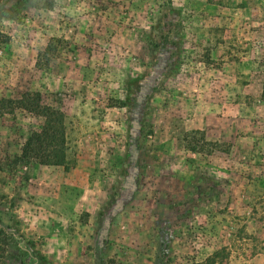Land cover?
<instances>
[{
  "label": "rangeland",
  "instance_id": "374dc122",
  "mask_svg": "<svg viewBox=\"0 0 264 264\" xmlns=\"http://www.w3.org/2000/svg\"><path fill=\"white\" fill-rule=\"evenodd\" d=\"M17 1L0 99L66 150L19 163L41 121L0 114V264H264V0Z\"/></svg>",
  "mask_w": 264,
  "mask_h": 264
},
{
  "label": "trees",
  "instance_id": "16d2710c",
  "mask_svg": "<svg viewBox=\"0 0 264 264\" xmlns=\"http://www.w3.org/2000/svg\"><path fill=\"white\" fill-rule=\"evenodd\" d=\"M28 2L18 0L13 6L5 9L4 12L10 13L12 9H26L30 7ZM49 7L51 5L45 6L48 9ZM0 18H2V14H0ZM8 41L9 37L0 32V45L6 44ZM16 110L27 112L41 121L39 127L30 131L25 138L17 161L21 164L64 165L66 148L62 113L43 105L38 93L22 94L18 98L11 100L0 99V114H13ZM2 241L0 230V252L2 250ZM210 260L212 263L215 261L214 257Z\"/></svg>",
  "mask_w": 264,
  "mask_h": 264
}]
</instances>
